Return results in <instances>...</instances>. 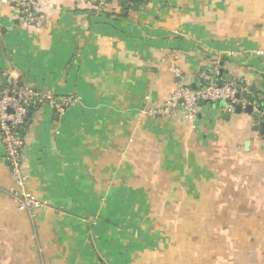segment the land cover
Segmentation results:
<instances>
[{"label":"crops","instance_id":"0c3cea01","mask_svg":"<svg viewBox=\"0 0 264 264\" xmlns=\"http://www.w3.org/2000/svg\"><path fill=\"white\" fill-rule=\"evenodd\" d=\"M35 1L40 27L0 0V83L74 104L20 131L44 209H16L0 141V264H264V118L142 114L215 60L264 106V0Z\"/></svg>","mask_w":264,"mask_h":264},{"label":"built area","instance_id":"2783aa9c","mask_svg":"<svg viewBox=\"0 0 264 264\" xmlns=\"http://www.w3.org/2000/svg\"><path fill=\"white\" fill-rule=\"evenodd\" d=\"M111 0H90L98 9H104ZM6 2V0H2ZM15 12L19 20L28 25L40 27L47 19L39 11L35 0H15ZM264 57V53L257 52ZM221 64L215 60L210 69L202 74V86L191 88V82L180 77L174 95L161 109L143 110L142 114L168 119L181 111L191 122L196 121L201 111V104L223 102L226 110H241L250 106L264 118L263 99L260 95H253L246 85L239 80L223 83L219 75ZM74 104L72 97L54 98L45 93L35 92L26 87L2 85L0 83V141L3 146L4 161L10 170L14 187L9 193L19 212L33 214L36 210L46 207V203L25 192L27 175L22 166V150L24 142L19 134L27 124L30 106L50 105L58 111L68 110Z\"/></svg>","mask_w":264,"mask_h":264},{"label":"water","instance_id":"95a60500","mask_svg":"<svg viewBox=\"0 0 264 264\" xmlns=\"http://www.w3.org/2000/svg\"><path fill=\"white\" fill-rule=\"evenodd\" d=\"M226 72H224L223 70H220L219 75L220 77L224 76V79L227 83H230L232 80V77L228 74H225ZM220 104H223V102L217 103V106H219ZM31 107V106H30ZM236 111L237 112H247V113H251L252 108L250 106L246 107L245 109L241 110L239 107H236ZM256 117H258V114H256ZM261 129L263 130L264 124H261Z\"/></svg>","mask_w":264,"mask_h":264},{"label":"trees","instance_id":"16d2710c","mask_svg":"<svg viewBox=\"0 0 264 264\" xmlns=\"http://www.w3.org/2000/svg\"><path fill=\"white\" fill-rule=\"evenodd\" d=\"M122 1V3H124V4H135V3H137V2H140L141 0H121ZM254 93V92H253ZM19 134L21 135V132H19Z\"/></svg>","mask_w":264,"mask_h":264}]
</instances>
